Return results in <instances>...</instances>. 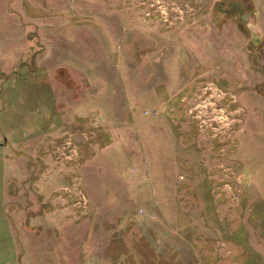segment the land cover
<instances>
[{
  "label": "rangeland",
  "instance_id": "obj_1",
  "mask_svg": "<svg viewBox=\"0 0 264 264\" xmlns=\"http://www.w3.org/2000/svg\"><path fill=\"white\" fill-rule=\"evenodd\" d=\"M0 264H264V0H0Z\"/></svg>",
  "mask_w": 264,
  "mask_h": 264
}]
</instances>
